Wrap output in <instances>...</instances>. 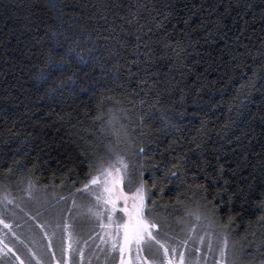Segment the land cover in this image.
<instances>
[{"label":"trees","instance_id":"obj_1","mask_svg":"<svg viewBox=\"0 0 264 264\" xmlns=\"http://www.w3.org/2000/svg\"><path fill=\"white\" fill-rule=\"evenodd\" d=\"M153 17L163 21L164 30L157 31ZM61 27L79 44L58 36L60 51L71 46L90 60L93 42L96 55L104 45L115 47L120 56L105 67L119 60L134 74L129 78L121 68L114 81L111 72L102 74L99 67L83 68L73 60L64 76L56 75L65 81L74 75L75 92L65 88L49 99L45 91L51 81L38 77L53 70L47 56L54 47L50 33ZM114 36L127 48L104 39ZM165 37L178 55L165 49ZM134 59L139 67L128 64ZM80 86L90 90L81 92ZM157 92L170 124L157 118L141 128L139 114L148 105L132 102L143 98L153 103ZM113 123L127 125L118 135L130 142L125 154L136 167L138 157L132 153L143 141H150L156 153L146 164L187 156L183 182L172 177L164 193L152 197L155 205L149 211L160 224L172 214L188 230L199 215L198 223L215 220L214 228L222 227L253 248L264 243L258 223L264 215V0H0V188L14 193L13 184L21 180L76 192L88 178L89 164L110 148L118 150L109 133ZM153 171L145 172L146 180ZM240 190L246 194L243 206L240 196H232ZM162 229L170 232L167 226Z\"/></svg>","mask_w":264,"mask_h":264},{"label":"snow or ice","instance_id":"obj_2","mask_svg":"<svg viewBox=\"0 0 264 264\" xmlns=\"http://www.w3.org/2000/svg\"><path fill=\"white\" fill-rule=\"evenodd\" d=\"M141 7L147 8L146 5H141ZM165 7H167V5H165ZM148 11L151 12V9H148ZM167 18L168 14H165V19ZM121 19L126 20L129 24L133 23V20H127L126 17L121 16ZM133 19H135V14H133ZM153 21H155L157 31L165 29L163 21H156L155 17H153ZM69 27H71V23ZM144 28L145 25L140 24V29ZM151 31L152 29L149 27L148 32ZM81 32H87V29L81 27ZM88 35L90 36L91 33H88ZM58 36H63L64 41L72 40L74 43L79 44V39L75 36H69L62 27L51 31L50 39L54 41V47L49 48L47 56L48 62L53 70L51 72L42 71L38 77V79L46 84L51 81L50 86L47 87L45 91V95L49 99L63 94L65 88H69L71 91L75 92L77 82L74 75H69L67 81L59 79V76L65 75L66 67L70 66L73 60L81 64L83 68L89 66L93 68L99 67L102 74L111 72V77L114 81L119 79L121 68L129 74V78L134 74L131 67L120 64L119 60L113 61L110 68L105 67V62L107 60L112 57L120 56V52L117 51V48L104 45L102 47L104 52L107 53V56L104 55V52L96 55L95 43L93 42V48L88 49V53L91 57L89 60L85 59L81 52L71 46L65 51H60L62 43L58 39ZM104 39L115 40L119 48H127V43L121 40L119 36L104 37ZM136 39L139 40L140 37L137 36ZM163 45L165 49H171L173 52H176L177 55L179 54L177 49L172 48V45L169 44L167 37L163 39ZM136 47L138 49L139 45ZM145 47H147V45H145ZM73 53H75L74 57L72 56ZM133 55H137V53L134 52ZM165 55H167V53H165ZM55 57L59 58V62L54 63ZM145 62L147 63L150 61ZM128 64L139 67L140 61L139 59L129 60ZM145 71H147V69H145ZM57 72L59 76L56 75ZM84 75L88 76L89 73L85 72ZM252 75L255 76L256 72L253 71ZM58 80L59 83H57ZM143 82L147 84V80ZM247 86V83H245L241 85V88ZM118 87H123V85L118 84ZM79 90L81 92H88L90 89L80 86ZM91 90L93 94H95L96 86L93 85ZM149 90H151V86H149ZM107 91H112V89L108 88ZM147 95L148 93L145 92V96ZM108 99L111 100L112 97L109 96ZM117 103H119V101H117ZM132 103L133 105H135V103H139L141 106L148 105L147 109L139 114L141 128L146 126L151 127L152 124L149 122H154L157 118L165 120V123L170 124V120L165 118V111L162 110L159 92L156 93L153 103H148V101L143 98ZM170 110L169 108L168 111ZM231 110L230 107L229 111ZM125 119H127V116ZM109 123L111 124L112 121H109ZM121 128L126 129L127 125L122 124ZM150 143V141H143L139 145L138 151L132 153L133 156L138 157L139 167H136L125 154L126 148L130 147V142L124 140L122 136L117 134L116 148L118 150L110 148L107 155L99 157L95 164L90 163L88 178L82 183L81 187H77L76 189L77 193L82 194L81 201L86 202L78 203L75 195H73L72 207L78 210L83 209V214L94 223L95 227L100 229L98 233L99 239L101 243L106 245L104 249H101V251L106 253V264H193L189 259L190 252L195 251L200 253L201 249L190 248V242L197 241L207 246V252L204 253L205 264H207L209 256L216 251H218L219 255L217 258H214V264H255V259L257 258L259 259V264H264V243L254 248L251 244L247 247L241 245L237 248L234 242L230 246L229 236L226 233L222 235V238L217 237L215 241L213 240V236L216 235L215 232L206 233V240L205 236L196 234L195 228H189L184 237H173L165 233L164 235L167 236V239L162 240L160 238V229L162 226L153 218L149 211L150 205H155V200H153L152 197L155 192L163 194L165 188L173 182L172 177H176L183 182L182 178L183 172L186 169L185 161L187 160V156L185 154L183 156L172 157L171 161L168 163L161 160L146 164L143 161L153 160L156 156V153L152 152ZM121 144H124L126 147L121 148ZM199 147L200 145L197 144V148ZM149 153H151V155H149ZM161 155L163 154L161 153ZM149 169L156 170L152 172L150 181L145 179V172ZM220 171L222 172L223 168H221ZM157 173L160 175H157ZM192 179L195 181L196 177L193 176ZM213 183H215V181H213ZM196 186L202 192H207V187L205 185L197 183ZM232 196H240L243 206V201L246 200V194L243 190L233 193ZM232 196L228 198L229 205L233 202ZM69 211H71V209H69ZM229 212H231V208ZM213 215L216 216V213L214 212ZM200 219V216L197 215L196 220L199 221ZM0 223H3L2 219H0ZM229 223H231V217ZM258 223L264 228V215L260 217ZM215 224V220L210 221L207 227L209 229H214ZM7 226L8 225H5V227ZM64 228L69 236L68 246L69 249H71V233L67 231L69 225L65 223ZM252 234L255 235V233ZM262 235H264V233H262ZM173 241H175V243H172ZM8 251L11 252L12 249L9 248ZM160 251H162L164 255L163 262L158 259ZM245 255L253 257L254 259L245 262L242 259ZM229 257H231V259ZM81 258H83L82 251ZM194 264H200L199 258Z\"/></svg>","mask_w":264,"mask_h":264},{"label":"rangeland","instance_id":"obj_3","mask_svg":"<svg viewBox=\"0 0 264 264\" xmlns=\"http://www.w3.org/2000/svg\"><path fill=\"white\" fill-rule=\"evenodd\" d=\"M109 128L116 148L117 134L121 128L116 123ZM120 146L122 147V144ZM12 189L14 193L8 192L4 187L0 188V219L3 220V223H0V264H106V253L101 251L106 245L99 239L100 229L83 214V209L72 207L73 195L78 203L86 202L81 201V193L65 194L54 188L44 189L34 184H25L21 180L16 181ZM160 222L162 228L167 226L170 229V232L160 229L162 240L167 239L165 233L173 237H184L188 231L182 230L179 219L172 214L171 219L161 218ZM65 223L69 225L68 233H71V249L68 246L69 236L64 228ZM207 225V222L198 223L194 218L190 227L195 228L197 235L205 236L206 240V233L215 232L214 241L226 233L230 246L233 242L237 248L249 245L241 237H232V234H228L222 227L209 229ZM9 248L12 249L11 252L8 251ZM190 248L201 249L200 253L190 252L189 259L193 264L198 258L200 264H205L206 244L190 242ZM218 255L216 251L209 256L207 264H214V258ZM158 259L164 261L162 251L159 252ZM242 259L247 262L250 256L245 255Z\"/></svg>","mask_w":264,"mask_h":264}]
</instances>
